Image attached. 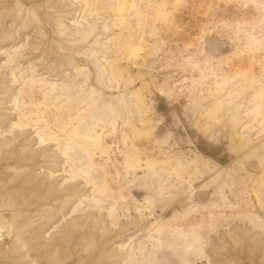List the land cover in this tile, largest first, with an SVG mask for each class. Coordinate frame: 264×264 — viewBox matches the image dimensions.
I'll return each instance as SVG.
<instances>
[{"label": "rangeland", "instance_id": "rangeland-1", "mask_svg": "<svg viewBox=\"0 0 264 264\" xmlns=\"http://www.w3.org/2000/svg\"><path fill=\"white\" fill-rule=\"evenodd\" d=\"M0 242L264 264V0H0Z\"/></svg>", "mask_w": 264, "mask_h": 264}, {"label": "built area", "instance_id": "built-area-1", "mask_svg": "<svg viewBox=\"0 0 264 264\" xmlns=\"http://www.w3.org/2000/svg\"><path fill=\"white\" fill-rule=\"evenodd\" d=\"M2 239H3V237H2ZM3 242V241H2ZM2 242H0V243H2Z\"/></svg>", "mask_w": 264, "mask_h": 264}]
</instances>
